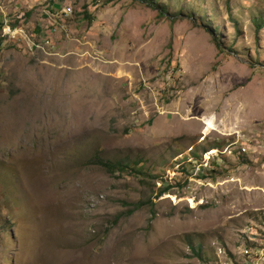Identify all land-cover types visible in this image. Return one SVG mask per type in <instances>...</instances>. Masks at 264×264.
<instances>
[{
  "label": "rangeland",
  "instance_id": "374dc122",
  "mask_svg": "<svg viewBox=\"0 0 264 264\" xmlns=\"http://www.w3.org/2000/svg\"><path fill=\"white\" fill-rule=\"evenodd\" d=\"M262 20L0 0V264H264Z\"/></svg>",
  "mask_w": 264,
  "mask_h": 264
},
{
  "label": "trees",
  "instance_id": "16d2710c",
  "mask_svg": "<svg viewBox=\"0 0 264 264\" xmlns=\"http://www.w3.org/2000/svg\"><path fill=\"white\" fill-rule=\"evenodd\" d=\"M162 13H164V11H162ZM258 25L259 26L264 25V20H262ZM96 162L98 164H100V165L105 166L106 168L109 167L108 169H111V166H112V169H113V165H115L114 163H112L110 161H105V160H101V159H98ZM116 164H119V163H116Z\"/></svg>",
  "mask_w": 264,
  "mask_h": 264
},
{
  "label": "built area",
  "instance_id": "2783aa9c",
  "mask_svg": "<svg viewBox=\"0 0 264 264\" xmlns=\"http://www.w3.org/2000/svg\"><path fill=\"white\" fill-rule=\"evenodd\" d=\"M244 251H245V253L250 254V252H248L247 248H245ZM252 261H253V264H259V259L258 258H254V259H252Z\"/></svg>",
  "mask_w": 264,
  "mask_h": 264
}]
</instances>
